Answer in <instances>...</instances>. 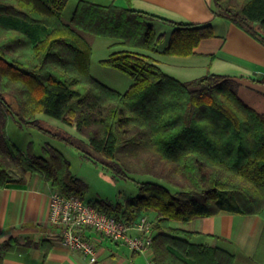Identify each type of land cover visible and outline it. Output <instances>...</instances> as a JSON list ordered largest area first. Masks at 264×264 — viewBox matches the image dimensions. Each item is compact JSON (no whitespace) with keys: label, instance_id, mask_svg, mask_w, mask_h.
Returning a JSON list of instances; mask_svg holds the SVG:
<instances>
[{"label":"trees","instance_id":"trees-1","mask_svg":"<svg viewBox=\"0 0 264 264\" xmlns=\"http://www.w3.org/2000/svg\"><path fill=\"white\" fill-rule=\"evenodd\" d=\"M68 1L0 0V188L30 172L66 197L85 199L87 190L53 145L41 155L33 142L27 151L16 146L7 134L13 116L65 141L113 178L136 181L138 194L124 202H89L129 222L154 212V264H235L233 253L193 242L201 233L173 222L221 212L264 220V112L239 95L232 77L209 72L183 81L138 50L156 52L164 43L155 20L174 28L162 51L168 56L194 54L215 35L212 25L159 17L132 8V0H80L65 22ZM212 10L264 45V0H213ZM81 32L129 47L101 60L132 78L125 92L91 74L93 48ZM40 113L75 126L81 137L48 128ZM147 175L158 181L137 179ZM254 256L264 264V227Z\"/></svg>","mask_w":264,"mask_h":264},{"label":"crops","instance_id":"crops-1","mask_svg":"<svg viewBox=\"0 0 264 264\" xmlns=\"http://www.w3.org/2000/svg\"><path fill=\"white\" fill-rule=\"evenodd\" d=\"M75 1L77 5L80 0ZM87 1L127 6L126 0ZM212 4L213 0H132V8L159 17L195 24L210 23L215 35L201 40L194 54H162L174 29L171 26L170 36L165 37V46H158V50L149 55L161 67L164 64L174 66L177 70L172 73H181L182 77L169 74L183 81L199 78L209 72L232 77L239 95L250 106L264 112V81L261 80L264 78V45L234 23L216 15ZM158 23L164 22L155 20L154 27ZM166 32L157 33L166 35ZM172 58H175V62H172ZM183 77L185 78L182 79ZM19 177L20 175L13 174L14 179ZM52 190L49 183L30 172L25 174L23 182H12L0 188V264H154L152 249L134 252L126 244L115 242L91 228L85 229L84 235L95 246L93 254L66 246L56 226L49 221ZM149 214L155 218L154 212ZM231 214L221 212L213 216L196 217L187 225L192 226L191 231L201 233L196 238H201L202 244L215 246L217 241L232 243V251L226 250L235 255V264H258L254 255L264 220L258 215ZM237 215L258 218L237 221ZM236 223L239 225L234 231ZM220 227L222 233L217 234L214 229ZM250 227L252 233L247 238L245 236L248 234H244L243 228L249 231ZM48 246L51 249L46 254Z\"/></svg>","mask_w":264,"mask_h":264},{"label":"rangeland","instance_id":"rangeland-1","mask_svg":"<svg viewBox=\"0 0 264 264\" xmlns=\"http://www.w3.org/2000/svg\"><path fill=\"white\" fill-rule=\"evenodd\" d=\"M76 6V1L71 0L64 11L63 19L65 22H69ZM158 25V26H157ZM155 27L157 32L167 31L165 37L168 38L171 32V26L164 23H158ZM170 26V27H168ZM84 38L91 44L93 48V55L91 61V74L100 80L102 83L119 90L121 92H125L130 85L133 84V80L127 74L114 69L104 66L101 63L102 59L107 58L111 52L114 50H120L124 48H129L124 45H119V39L104 37V36H96L90 33L81 32ZM165 38V39H166ZM165 42L161 43L159 47L163 48L165 46ZM146 54H151L152 51L138 49ZM172 62H175V58H172ZM164 70L168 73L173 74V71L177 69L174 66L169 64H164L162 66ZM181 73L173 74L177 77H182ZM200 76V75H198ZM183 77L182 79H184ZM238 90V87H237ZM241 92V91H240ZM39 120H41L48 128H54L56 130L67 131L69 134L75 137H81V135L76 130L75 126H71L59 119L46 115L44 113H40L37 116ZM7 134L12 142L18 146L23 151H27L28 146L31 142L35 145V153L36 155L42 154V148L45 144H51L55 148L59 149L71 162V169L73 173L80 179H82L87 184V190L84 193V198L86 201H94V200H106L109 202H124L127 198L136 196L138 194L137 183L134 179H115L112 174L103 168L100 164H95L93 161L84 157L83 154L74 148L71 145H68L65 141L54 137L48 133H45L41 129L34 126H21L16 121L15 117L11 116L8 119L7 123ZM18 174L17 172H13V174ZM19 175V174H18ZM138 180H150V181H158V179L154 176H139ZM231 214V213H230ZM143 215L148 216L150 219H155L151 214L144 213ZM150 215V216H149ZM232 215V214H231ZM239 219H257V216L248 217L237 215ZM153 223V222H152ZM153 225V224H152ZM173 225L175 227H182L188 230H191L192 226H188L185 223L180 221H174ZM239 225V224H238ZM237 223L235 225L234 231L237 229ZM232 227V226H231ZM244 227V226H243ZM253 227V226H252ZM252 227H250L249 231L243 228L245 237H250L252 233ZM222 227L220 229H214L217 234H221ZM232 229L230 231V234ZM217 240H219L217 238ZM195 243H201V238H196V236L192 239ZM221 246L222 248L229 249L232 251V243L227 242H216L215 246Z\"/></svg>","mask_w":264,"mask_h":264},{"label":"built area","instance_id":"built-area-1","mask_svg":"<svg viewBox=\"0 0 264 264\" xmlns=\"http://www.w3.org/2000/svg\"><path fill=\"white\" fill-rule=\"evenodd\" d=\"M63 243L74 250L93 254L95 246L85 235V229H93L115 242L126 244L134 252H145L152 245V220L142 215L129 222L123 217L99 210L79 195L66 197L53 189L50 194V218Z\"/></svg>","mask_w":264,"mask_h":264}]
</instances>
